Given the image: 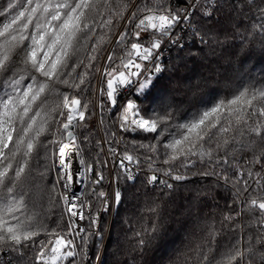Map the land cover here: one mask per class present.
Returning <instances> with one entry per match:
<instances>
[{
    "label": "snow or ice",
    "instance_id": "obj_1",
    "mask_svg": "<svg viewBox=\"0 0 264 264\" xmlns=\"http://www.w3.org/2000/svg\"><path fill=\"white\" fill-rule=\"evenodd\" d=\"M112 229L264 264V0L0 3V264H104Z\"/></svg>",
    "mask_w": 264,
    "mask_h": 264
},
{
    "label": "trees",
    "instance_id": "obj_2",
    "mask_svg": "<svg viewBox=\"0 0 264 264\" xmlns=\"http://www.w3.org/2000/svg\"><path fill=\"white\" fill-rule=\"evenodd\" d=\"M3 0H0V3H2ZM175 53H172V56H175ZM258 55V52H257ZM189 67H192L190 64ZM184 70H182L183 73ZM259 71V68L257 69ZM97 117L96 116H91L88 119L89 125H93L96 123ZM139 186V185H138ZM221 205H223V201L220 202ZM173 212H175V218L176 220H181L182 217L180 216V212L178 208H172L171 209ZM115 213L111 214H102V222L104 226H107L110 224L113 216ZM124 215V209H121V216ZM171 229H177L180 227L179 223H173L171 226ZM116 229H112V234H113V239L111 241L108 240V232L107 230L105 231V247L103 248L101 254V260L104 262V264H127L128 257L125 254L124 249H126L127 245L121 243L119 245L120 249V254L116 255L118 246L115 241L116 237ZM121 239H123V235L121 234ZM94 252L95 248L92 247L90 248V255L93 256L94 259ZM133 255H136L135 253ZM161 253L156 251L155 248L153 247L152 249L147 250L142 257L137 255V264H164V262L160 259Z\"/></svg>",
    "mask_w": 264,
    "mask_h": 264
},
{
    "label": "built area",
    "instance_id": "obj_3",
    "mask_svg": "<svg viewBox=\"0 0 264 264\" xmlns=\"http://www.w3.org/2000/svg\"><path fill=\"white\" fill-rule=\"evenodd\" d=\"M101 256H102V254H101Z\"/></svg>",
    "mask_w": 264,
    "mask_h": 264
}]
</instances>
